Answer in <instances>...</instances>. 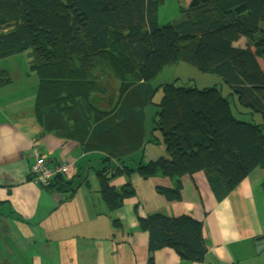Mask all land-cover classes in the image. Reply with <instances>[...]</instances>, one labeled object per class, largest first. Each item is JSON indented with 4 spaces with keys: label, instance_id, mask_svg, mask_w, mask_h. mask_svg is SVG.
<instances>
[{
    "label": "trees",
    "instance_id": "1",
    "mask_svg": "<svg viewBox=\"0 0 264 264\" xmlns=\"http://www.w3.org/2000/svg\"><path fill=\"white\" fill-rule=\"evenodd\" d=\"M164 1L0 0V59L29 49L39 77L37 122L81 142L86 151H101L99 191L111 211L137 194L130 180L120 187L112 183L120 174L169 177L174 185L157 190L168 200H180L182 177L203 171L222 200L254 169L264 168V0H191L180 18L162 24L157 12ZM179 61L219 75L231 87L239 114L250 119L234 113L216 84H162L154 120L168 155L134 167L123 160L113 166L111 159L140 147L143 97L151 93V80L166 64ZM105 76L119 82L108 109L97 95L107 90L100 82ZM11 82V74L0 70V85ZM76 175L74 170L71 177L57 176L43 187L70 201ZM112 220L125 227L119 218ZM138 221L148 234L150 262L166 247L190 261L204 260L203 223L192 214L156 212Z\"/></svg>",
    "mask_w": 264,
    "mask_h": 264
},
{
    "label": "crops",
    "instance_id": "2",
    "mask_svg": "<svg viewBox=\"0 0 264 264\" xmlns=\"http://www.w3.org/2000/svg\"><path fill=\"white\" fill-rule=\"evenodd\" d=\"M33 79L22 82L18 89L12 84L17 81L14 76L13 82L0 85V264H264V249L257 252L256 247V238L264 235L261 167L222 200L203 171L182 177L180 200H168L157 190L158 186H173L171 178H144L134 172L130 177L123 175L118 183L112 180L117 187L130 180L137 191L121 209H109L99 184L94 188L96 201L78 208L64 207L59 193L46 191L36 177L30 179L35 149L47 155L50 164L73 162L75 174H80L78 164L83 159L90 162L85 164L89 174L101 151H86L81 142L44 130L34 109L27 110L21 102L14 105L25 85L30 84L34 91L38 88L37 78ZM100 106L108 109L110 104L104 101ZM156 212L189 213L202 221L208 244L202 262L182 258L170 247L157 250L150 262L148 234L138 217ZM112 217L125 227L114 226Z\"/></svg>",
    "mask_w": 264,
    "mask_h": 264
},
{
    "label": "rangeland",
    "instance_id": "3",
    "mask_svg": "<svg viewBox=\"0 0 264 264\" xmlns=\"http://www.w3.org/2000/svg\"><path fill=\"white\" fill-rule=\"evenodd\" d=\"M190 1L191 0H165L159 5L157 12L158 21L163 24L180 18L182 14V8L187 7ZM242 39L244 40L245 38ZM30 64V51L27 49L22 53L0 59V70L8 71L11 76V71L14 72L13 76L16 77L17 81L12 84H14L13 86L15 89H18L20 88L21 83L24 81L32 82L34 80L33 78H37L39 82V77L36 71L31 68ZM262 65L264 66L263 61ZM25 70L28 71V74H25ZM100 82L103 86H107V90H101L103 93H97V95L101 98L102 103L103 101H114L117 98V87L119 86L118 80L113 79L110 76H105ZM171 82H174L177 85L187 83L190 86H198L200 88L216 84L222 89V93L229 98L234 113L238 117L243 116L244 119L247 120H249L251 117L249 114H239L234 102V98L231 95V87L224 83L219 75L202 72L197 67L185 61L166 64L156 75V77L151 80L150 83L152 88L149 96L143 97V109L146 115L143 125L144 134L140 147H137L135 150L130 149L120 157L116 156L113 166L118 165L121 160H123L127 163V165L134 167L138 162L143 161L144 163H147L154 157L168 155L162 140V132L159 128H157V124L154 119L157 117V112L160 109L159 103L163 96V88L161 85ZM24 87V94L21 98H19V100L15 99L14 105L21 102L22 106L27 110H35V96L37 93V88L34 91L33 86L30 84H27ZM257 117L261 118L260 115H257ZM125 149L126 148H124V151ZM88 162L89 160L86 161V159H83V161L78 164L80 174L76 175L74 178L76 192L72 198L73 200L70 199L71 201L68 200L69 202H64V207L69 205L78 208L83 207L85 204L91 203L93 199L96 201L98 192L94 191V188L97 184H99V176L96 169L101 168L104 163L102 162L101 157H95L93 159V163H91L95 168H90V173L88 174L89 171H87V166H85V164H88ZM122 176L123 174H120L115 177L117 183L121 180V178H123ZM2 211L4 212V210Z\"/></svg>",
    "mask_w": 264,
    "mask_h": 264
},
{
    "label": "built area",
    "instance_id": "4",
    "mask_svg": "<svg viewBox=\"0 0 264 264\" xmlns=\"http://www.w3.org/2000/svg\"><path fill=\"white\" fill-rule=\"evenodd\" d=\"M75 170V164L71 161H58L50 164L47 155L35 149V160L31 164L30 172L40 183L49 185L57 176L71 177Z\"/></svg>",
    "mask_w": 264,
    "mask_h": 264
},
{
    "label": "water",
    "instance_id": "5",
    "mask_svg": "<svg viewBox=\"0 0 264 264\" xmlns=\"http://www.w3.org/2000/svg\"><path fill=\"white\" fill-rule=\"evenodd\" d=\"M256 247H257V252H260L262 251V249H264V235L256 238Z\"/></svg>",
    "mask_w": 264,
    "mask_h": 264
}]
</instances>
